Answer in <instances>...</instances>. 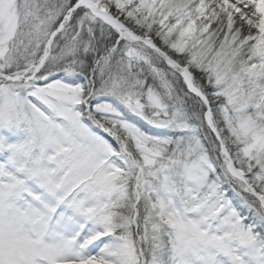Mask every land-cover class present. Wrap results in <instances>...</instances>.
<instances>
[{
	"label": "snow or ice",
	"instance_id": "obj_1",
	"mask_svg": "<svg viewBox=\"0 0 264 264\" xmlns=\"http://www.w3.org/2000/svg\"><path fill=\"white\" fill-rule=\"evenodd\" d=\"M0 264H264V0H0Z\"/></svg>",
	"mask_w": 264,
	"mask_h": 264
}]
</instances>
